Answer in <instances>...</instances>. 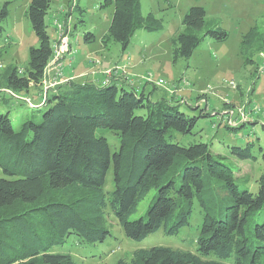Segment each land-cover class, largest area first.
Wrapping results in <instances>:
<instances>
[{
  "label": "trees",
  "instance_id": "obj_1",
  "mask_svg": "<svg viewBox=\"0 0 264 264\" xmlns=\"http://www.w3.org/2000/svg\"><path fill=\"white\" fill-rule=\"evenodd\" d=\"M12 1L0 6V36ZM50 3L30 0L26 15L38 45L29 48L25 68L10 66L0 74V168L5 173L0 177V264H81L55 248L70 236L85 245L102 242L110 235L103 223L107 212L136 241L158 230L178 235L189 225L195 205L201 221L193 251L153 245L134 249L130 259L116 264H264V169L253 191L249 177L214 152L210 142H185L183 135L191 134L198 118L209 113L188 105L190 113L178 100L154 97L168 92L159 86L161 79L151 89L144 80L140 89L136 83L141 80L133 78L98 86L71 78L45 90V80L53 76V71L46 72L55 40L45 23ZM107 5L113 13L103 42H117L122 50L138 29L163 28L162 18L143 14L142 0L100 2ZM75 7L82 15L78 3ZM205 17L201 5L184 12L183 29L173 39V60L189 59L206 37L227 39V30L218 23L207 27ZM79 22L84 24L82 18ZM255 32L251 27L240 44L245 59L250 60L244 50ZM82 37L95 41L89 29ZM257 38L264 43V33ZM71 49L69 40L67 54ZM67 54L64 72L70 70L69 60L74 66ZM31 86L42 101L28 105L15 122L12 99H20L18 92ZM246 121L226 125L235 130ZM253 146L247 140L229 148L240 159L256 160ZM259 149L264 162V147ZM110 169L112 188L107 189ZM141 201L145 207L134 216Z\"/></svg>",
  "mask_w": 264,
  "mask_h": 264
},
{
  "label": "rangeland",
  "instance_id": "obj_2",
  "mask_svg": "<svg viewBox=\"0 0 264 264\" xmlns=\"http://www.w3.org/2000/svg\"><path fill=\"white\" fill-rule=\"evenodd\" d=\"M3 1L0 0V6ZM100 2L102 0H51L45 15L51 41L56 38V25L53 24L56 18L61 22L59 24L68 27L72 49L67 54V60L72 57L76 68L83 60L89 66L88 73L103 70L106 76L105 70L110 69L112 76L138 79L142 84L144 80L149 81L147 87L150 89L161 79L163 82L159 86L168 89L165 97L178 100L186 111L192 112L188 105L206 108L209 115L198 118L192 133L183 135L185 142H210L214 152L226 156L227 161L240 167V174L249 177L250 189L257 190L256 179L264 169L259 149L264 147V43L257 38L264 33V0H142L143 14L153 12L155 17L162 18L163 28L157 32L138 29L125 50L112 40L103 42L113 6H100ZM77 3L83 10L82 15L75 7ZM29 4L30 0H14L8 6V15L1 23L0 74H4L10 66L25 68L29 48L38 45L26 15ZM193 5L204 7L207 27L218 23L227 30L228 37L225 40L206 37L189 59L173 60V39L183 29L181 19L184 12ZM80 18L84 24L79 22ZM254 26L258 34L252 37L244 50L249 60L241 55L240 44ZM88 29L95 34V41L91 43L85 42L82 37ZM68 72H65L67 76L75 78L71 75L72 69ZM98 85L101 84H95ZM18 93L22 95L20 99L13 97L11 103L15 122L28 105L38 106L42 101L34 86ZM241 112L245 113L246 123L235 130L227 128L226 124L238 126L241 123L243 119L238 121ZM231 113L235 124L227 120ZM247 140L254 143L252 151L257 156L256 160L240 159L230 153L232 144L243 145ZM3 176L5 173L0 168V177ZM111 180L112 169L106 176L107 189L112 188ZM145 203L141 201L134 216L144 209ZM200 221L201 213L195 205L189 225L182 228L178 235H165L158 230L136 241L128 238L117 220L107 212L103 223L108 226L110 235L102 242L85 245L70 236L63 247L55 249L69 253L81 264H116L120 258L130 259L134 249L153 245L193 251Z\"/></svg>",
  "mask_w": 264,
  "mask_h": 264
},
{
  "label": "built area",
  "instance_id": "obj_3",
  "mask_svg": "<svg viewBox=\"0 0 264 264\" xmlns=\"http://www.w3.org/2000/svg\"><path fill=\"white\" fill-rule=\"evenodd\" d=\"M56 18H54L53 24L56 25V38L53 42V52L52 57L48 62L46 67V72L53 71V76L50 80H45L44 89L47 90L49 87H52L61 82H67L71 77L67 76L64 72V59L66 57L67 51L69 50V39L67 35V30L63 24H59ZM68 69L72 68V61L69 60L66 64ZM106 78H104L101 83H105L109 81L112 77V73L110 69L105 70ZM241 118H245V113H240ZM228 122L231 124H235L236 120L232 118V113L228 116Z\"/></svg>",
  "mask_w": 264,
  "mask_h": 264
},
{
  "label": "crops",
  "instance_id": "obj_4",
  "mask_svg": "<svg viewBox=\"0 0 264 264\" xmlns=\"http://www.w3.org/2000/svg\"><path fill=\"white\" fill-rule=\"evenodd\" d=\"M79 62L80 63L77 65V68H76L75 61H74V66H73L72 73H71V75L75 76L74 80L79 81L80 78L83 77V78H85V80H80V82H82V83L87 82L88 84L95 85V84H101V81L104 78H106V76L103 73V70L97 71V72L93 71L91 73H88V72H90L88 70L89 66H87L86 63L84 64L83 60L79 61ZM68 71L69 70H66L65 72L67 73ZM82 74H86V75L82 76ZM121 79H123V77L112 76L110 80H121ZM136 85L140 89L144 86L142 83H139V82H137ZM143 88H145V86ZM157 93H156V96H167V94H168L166 90L160 91L159 95H157ZM38 95H39V93H38Z\"/></svg>",
  "mask_w": 264,
  "mask_h": 264
}]
</instances>
